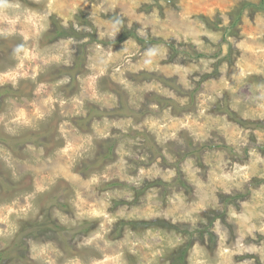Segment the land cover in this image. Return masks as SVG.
<instances>
[{"label": "rangeland", "instance_id": "rangeland-1", "mask_svg": "<svg viewBox=\"0 0 264 264\" xmlns=\"http://www.w3.org/2000/svg\"><path fill=\"white\" fill-rule=\"evenodd\" d=\"M0 252L264 264V0H0Z\"/></svg>", "mask_w": 264, "mask_h": 264}, {"label": "trees", "instance_id": "trees-1", "mask_svg": "<svg viewBox=\"0 0 264 264\" xmlns=\"http://www.w3.org/2000/svg\"><path fill=\"white\" fill-rule=\"evenodd\" d=\"M204 18V17H203ZM66 30H64L63 29V33L65 32ZM125 36H126V32L124 31L123 33H122V36L119 38V41H123V39L125 38ZM135 225H137L138 226V224L139 225H141L140 223L141 222H133ZM142 224H144V222L142 223ZM20 235V234H19ZM189 244H187V245H185L184 247H182V249H180L179 250V252H178V255H177V258H178V260L182 263L184 260H186L187 259V256L185 255L186 253H187V250H188V248H189ZM2 257V252H0V258Z\"/></svg>", "mask_w": 264, "mask_h": 264}]
</instances>
